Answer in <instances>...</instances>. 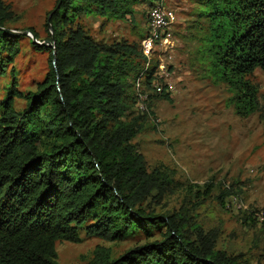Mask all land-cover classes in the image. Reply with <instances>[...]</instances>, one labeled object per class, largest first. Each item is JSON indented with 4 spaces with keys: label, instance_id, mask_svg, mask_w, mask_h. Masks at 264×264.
<instances>
[{
    "label": "trees",
    "instance_id": "16d2710c",
    "mask_svg": "<svg viewBox=\"0 0 264 264\" xmlns=\"http://www.w3.org/2000/svg\"><path fill=\"white\" fill-rule=\"evenodd\" d=\"M158 1L55 0L44 40L28 29L53 48L30 39L47 52V72L34 91L22 93L12 81L0 100V264H58L56 242L79 243L80 229L107 242L145 241L115 259L97 246L86 264H241L214 249L198 225L147 208L171 180L165 172L148 173L129 144L138 128L124 117L144 68L141 47L99 44L78 24L81 16L122 20L137 4ZM191 1L208 23L200 38L202 64L235 90L236 114L251 115L257 89L247 77L264 74V0ZM9 21L0 0L3 73L22 38L4 32ZM14 99L24 108L17 110Z\"/></svg>",
    "mask_w": 264,
    "mask_h": 264
},
{
    "label": "rangeland",
    "instance_id": "374dc122",
    "mask_svg": "<svg viewBox=\"0 0 264 264\" xmlns=\"http://www.w3.org/2000/svg\"><path fill=\"white\" fill-rule=\"evenodd\" d=\"M158 3L176 16L175 47L170 54L173 91L166 94L168 98H156L163 93L151 90L144 102L134 86L135 102L124 117L138 128L129 144L143 158L147 172H165L171 180L145 205L156 214H179L189 225H198L213 240L214 249L241 264H264V222L257 220L264 215V74L255 70L247 77L257 89L256 110L246 117L237 115L235 90L216 81L202 64L200 38L208 23L199 15L198 6L191 0ZM2 4L10 16L8 30L23 33L33 29L44 40L55 0H2ZM148 8L142 2L134 7L131 17L81 16L78 24L99 44L124 43L140 50L141 36L147 32ZM31 37L22 36L19 53L4 73L0 68V100L12 81L22 93L34 91L47 72V52L36 50ZM155 56L164 54L158 50ZM14 102L17 110L24 108L22 100ZM192 231L190 237L198 239L191 236ZM78 236L79 243L56 242L58 264H86L97 246L109 248L115 259L145 243L142 237L107 242L86 237L83 229Z\"/></svg>",
    "mask_w": 264,
    "mask_h": 264
},
{
    "label": "built area",
    "instance_id": "2783aa9c",
    "mask_svg": "<svg viewBox=\"0 0 264 264\" xmlns=\"http://www.w3.org/2000/svg\"><path fill=\"white\" fill-rule=\"evenodd\" d=\"M175 22V13L162 4L156 3L148 8L147 35L141 40V52L146 63L143 72H141L135 83L136 91L144 102L149 99L151 90L156 94H172L174 84L172 81V56L170 54L175 47L173 38V25ZM158 50L163 52L164 56L162 58L155 56ZM151 71L153 72L148 87L146 80L148 73ZM257 220L264 222V215L258 216Z\"/></svg>",
    "mask_w": 264,
    "mask_h": 264
},
{
    "label": "water",
    "instance_id": "95a60500",
    "mask_svg": "<svg viewBox=\"0 0 264 264\" xmlns=\"http://www.w3.org/2000/svg\"><path fill=\"white\" fill-rule=\"evenodd\" d=\"M48 27L50 28L49 23H48ZM4 32L7 33V34H10V35H12V36H19V35H22V36H29V35L31 34V33H29V31H25V32H23V33H18V32H15V31H13V30H8V29H5ZM31 38H32V42H33L34 44L38 45V46H44V47H51V48H53V45L50 44L48 41H45V42H42V43H38V42L36 41V38H35L34 36L31 37Z\"/></svg>",
    "mask_w": 264,
    "mask_h": 264
}]
</instances>
